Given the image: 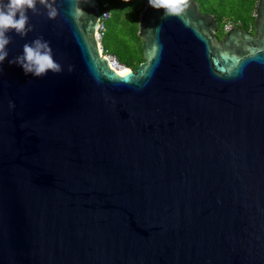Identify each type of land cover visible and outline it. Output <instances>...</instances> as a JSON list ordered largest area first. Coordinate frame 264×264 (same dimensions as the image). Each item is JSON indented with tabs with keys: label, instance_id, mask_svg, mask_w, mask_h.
<instances>
[{
	"label": "water",
	"instance_id": "95a60500",
	"mask_svg": "<svg viewBox=\"0 0 264 264\" xmlns=\"http://www.w3.org/2000/svg\"><path fill=\"white\" fill-rule=\"evenodd\" d=\"M47 2L0 66V264H264V0L221 37L145 0L125 73L98 0ZM37 37L62 74L9 65Z\"/></svg>",
	"mask_w": 264,
	"mask_h": 264
},
{
	"label": "clouds",
	"instance_id": "9594fccd",
	"mask_svg": "<svg viewBox=\"0 0 264 264\" xmlns=\"http://www.w3.org/2000/svg\"><path fill=\"white\" fill-rule=\"evenodd\" d=\"M38 4L48 10L49 19L56 18L57 10L47 0H0V66L9 56L7 50L11 43L9 33L14 32L24 38L33 31L28 13L36 14ZM148 4L155 10L163 9L162 19L182 18L189 7V0H148ZM22 51V55L8 60V63L10 66L20 67L26 76L31 75L33 78L40 79L49 72L56 75L63 73V66L54 59L50 42L45 41L43 37H37L30 43H25ZM72 71L74 67L69 66L68 72ZM9 107L13 108L14 104L10 102Z\"/></svg>",
	"mask_w": 264,
	"mask_h": 264
},
{
	"label": "trees",
	"instance_id": "16d2710c",
	"mask_svg": "<svg viewBox=\"0 0 264 264\" xmlns=\"http://www.w3.org/2000/svg\"><path fill=\"white\" fill-rule=\"evenodd\" d=\"M100 4L108 3L113 26L104 33L103 48L117 57L125 67L135 70L143 61L140 41L136 36L137 17L145 0H98ZM201 12L213 14L221 26L231 23L245 30L253 28L256 0H195ZM109 39L113 46L106 44Z\"/></svg>",
	"mask_w": 264,
	"mask_h": 264
},
{
	"label": "built area",
	"instance_id": "2783aa9c",
	"mask_svg": "<svg viewBox=\"0 0 264 264\" xmlns=\"http://www.w3.org/2000/svg\"><path fill=\"white\" fill-rule=\"evenodd\" d=\"M110 16H111V12H110L109 4L108 3L100 4V19L97 29V40L99 41L101 55L107 59L109 65L117 71H122L126 67L118 61L115 55L108 53L103 48L102 45V39L106 31V22L110 19ZM231 26H236V25H232L231 23H225L223 28H229Z\"/></svg>",
	"mask_w": 264,
	"mask_h": 264
},
{
	"label": "rangeland",
	"instance_id": "374dc122",
	"mask_svg": "<svg viewBox=\"0 0 264 264\" xmlns=\"http://www.w3.org/2000/svg\"><path fill=\"white\" fill-rule=\"evenodd\" d=\"M233 25V24H232ZM113 26V23H111V22H109V20L106 22V27H108V29H110V27H112ZM224 26H221V28H223ZM103 42V41H102ZM105 43L106 44H110V46H112V47H114L113 46V42L111 43V40H109V39H107L106 41H105Z\"/></svg>",
	"mask_w": 264,
	"mask_h": 264
},
{
	"label": "flooded vegetation",
	"instance_id": "af4514ba",
	"mask_svg": "<svg viewBox=\"0 0 264 264\" xmlns=\"http://www.w3.org/2000/svg\"><path fill=\"white\" fill-rule=\"evenodd\" d=\"M237 27L241 28L240 26H237ZM241 29H243V28H241ZM252 30H253V28H252V29H249V30H246V31L250 32L251 35H252V34H253ZM222 34H223V33L221 32V33L219 34V37H221Z\"/></svg>",
	"mask_w": 264,
	"mask_h": 264
},
{
	"label": "bare ground",
	"instance_id": "6f19581e",
	"mask_svg": "<svg viewBox=\"0 0 264 264\" xmlns=\"http://www.w3.org/2000/svg\"><path fill=\"white\" fill-rule=\"evenodd\" d=\"M124 73L127 71V70H122Z\"/></svg>",
	"mask_w": 264,
	"mask_h": 264
}]
</instances>
